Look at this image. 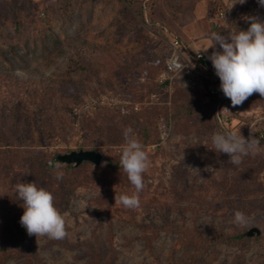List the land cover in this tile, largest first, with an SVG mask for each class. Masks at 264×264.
Masks as SVG:
<instances>
[{"label": "rangeland", "instance_id": "obj_1", "mask_svg": "<svg viewBox=\"0 0 264 264\" xmlns=\"http://www.w3.org/2000/svg\"><path fill=\"white\" fill-rule=\"evenodd\" d=\"M235 2L148 0L139 13L126 0H0V264H264V151L235 166L211 141L217 131L248 139L264 97L238 107L223 97L215 109L162 76L171 39L208 59L222 51L214 33L264 21L257 0ZM128 127L150 158L135 209L115 203L135 189L109 166ZM77 150L102 160L42 166ZM20 182L54 195L64 239L27 234ZM237 210L247 227L232 222Z\"/></svg>", "mask_w": 264, "mask_h": 264}, {"label": "clouds", "instance_id": "obj_2", "mask_svg": "<svg viewBox=\"0 0 264 264\" xmlns=\"http://www.w3.org/2000/svg\"><path fill=\"white\" fill-rule=\"evenodd\" d=\"M257 2L264 6V0ZM236 3L244 4L245 0H236L232 7ZM246 19L249 21L247 30H239L228 38L214 33L216 43L210 47L215 48L218 44L222 51L214 50L208 56L219 77L220 90L230 99L232 107L241 106L254 93L264 97V21L257 17ZM123 135L125 143L120 154V166L135 191L131 195L115 196V203L119 202L127 209H135L140 204L139 194L145 187L144 174L150 167V158L131 127L126 128ZM211 141L212 149L217 153L227 154L229 162L235 166L240 165L244 157L264 151L260 139H245L240 131H217ZM61 164L57 162L56 168L60 169ZM55 176L60 180L63 172L57 171ZM15 190L18 199L23 201L24 212L20 217V224L29 236L57 240L67 236L66 216L55 206V198L51 192L38 187L34 182H20L16 184ZM232 222L237 226L247 227L249 220L243 211L237 210Z\"/></svg>", "mask_w": 264, "mask_h": 264}, {"label": "built area", "instance_id": "obj_3", "mask_svg": "<svg viewBox=\"0 0 264 264\" xmlns=\"http://www.w3.org/2000/svg\"><path fill=\"white\" fill-rule=\"evenodd\" d=\"M131 1L134 3L148 2V0ZM203 58L204 55L201 51H196L194 56H191L179 39L173 38L169 41V50L163 62L162 76L164 80H179L186 87L201 89L206 95L207 102L213 108L218 109L216 97L220 89V80L211 66H203L199 63V60ZM261 120H264V115L257 114L246 132L247 137H250L253 132L254 123ZM255 138L260 139V141L264 140V129H261Z\"/></svg>", "mask_w": 264, "mask_h": 264}, {"label": "trees", "instance_id": "obj_4", "mask_svg": "<svg viewBox=\"0 0 264 264\" xmlns=\"http://www.w3.org/2000/svg\"><path fill=\"white\" fill-rule=\"evenodd\" d=\"M129 4H131V3H133L134 5H135V3L133 2V1H127ZM146 3H147V1H145V2H142V3H138L137 4V6H135V11H137V12H139V13H141L143 10H144V7L146 6ZM181 43H182V45L184 46V47H186V49H187V52L191 55V56H194V54H195V52L197 51V50H194L193 48H191V47H187L182 41H180ZM199 63L201 64V65H203V66H210V63H209V61H208V59H206V57H204L203 59H201V60H199ZM164 64V63H163ZM214 69V68H213ZM215 71V70H214ZM166 84H164V83H162V84H158V86H165ZM205 94V93H204ZM223 97H225L224 96V94H223V92L219 89V91H218V95H217V97H216V102L218 103V105H219V109H220V105L221 106H225V104H226V101H225V99L223 98ZM207 101V100H206ZM261 114L262 115H264V113H262L261 112ZM218 115H219V112H218ZM252 122H254V120L252 121ZM252 122H251V124H252ZM250 124V125H251ZM255 125L256 124H258V122H255L254 123ZM261 130V128H259V127H256L255 126V128H254V130H253V132L251 133V135H250V137H256L257 136V134H258V132ZM59 155V154H58ZM54 158H55V156L54 157H52V159H50V160H48V161H46V162H42V166L44 167V168H46V169H51V168H54V167H56V164H57V162L54 160ZM61 163V162H60ZM82 163H91V162H89V161H82L79 165H77V166H74L73 164H68V163H62L61 165H64L65 166V168H76V167H78V166H80ZM92 164V163H91ZM109 166H111L112 168H118V167H121L120 166V164H111V165H109Z\"/></svg>", "mask_w": 264, "mask_h": 264}, {"label": "water", "instance_id": "obj_5", "mask_svg": "<svg viewBox=\"0 0 264 264\" xmlns=\"http://www.w3.org/2000/svg\"><path fill=\"white\" fill-rule=\"evenodd\" d=\"M54 160L56 162L73 164L74 166L79 165L82 161H89L94 165H97L102 160V155L93 150H77L56 155ZM252 231H255L256 234L259 233L256 229H252L247 232V235H252Z\"/></svg>", "mask_w": 264, "mask_h": 264}]
</instances>
